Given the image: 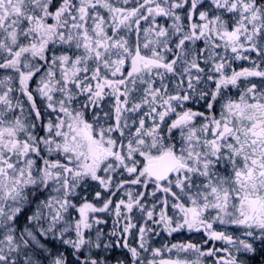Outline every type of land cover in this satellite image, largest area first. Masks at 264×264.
<instances>
[{"label":"snow or ice","instance_id":"obj_1","mask_svg":"<svg viewBox=\"0 0 264 264\" xmlns=\"http://www.w3.org/2000/svg\"><path fill=\"white\" fill-rule=\"evenodd\" d=\"M0 264H264V0H0Z\"/></svg>","mask_w":264,"mask_h":264}]
</instances>
